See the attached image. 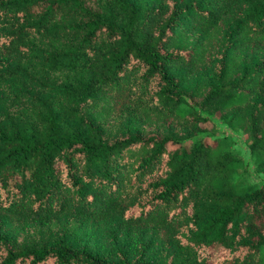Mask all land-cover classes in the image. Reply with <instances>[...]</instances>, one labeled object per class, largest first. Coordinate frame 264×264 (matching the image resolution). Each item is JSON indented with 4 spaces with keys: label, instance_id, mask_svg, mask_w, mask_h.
Segmentation results:
<instances>
[{
    "label": "trees",
    "instance_id": "obj_1",
    "mask_svg": "<svg viewBox=\"0 0 264 264\" xmlns=\"http://www.w3.org/2000/svg\"><path fill=\"white\" fill-rule=\"evenodd\" d=\"M215 119L264 174V0H0V264H264Z\"/></svg>",
    "mask_w": 264,
    "mask_h": 264
},
{
    "label": "rangeland",
    "instance_id": "obj_2",
    "mask_svg": "<svg viewBox=\"0 0 264 264\" xmlns=\"http://www.w3.org/2000/svg\"><path fill=\"white\" fill-rule=\"evenodd\" d=\"M215 124L216 128L214 130L212 128L213 126L210 123L207 124V128H210L211 131H214L216 136L229 139L231 147L237 150L242 155L247 168L245 170H239L241 176L248 179L252 183L264 181V174L256 169L250 157L249 142L247 140V136L241 131L232 129L229 125L220 122L218 119H215ZM91 228L92 227H90L89 225H86V228L78 230L80 232V235L82 236L81 238L83 239V242H87L86 244L90 248H100L101 245H105L104 239L97 235L94 231L96 229ZM40 232L45 233L47 232V229L42 228L41 230H37L31 228L30 230H28L27 234L39 235ZM20 237H23V235H20Z\"/></svg>",
    "mask_w": 264,
    "mask_h": 264
}]
</instances>
